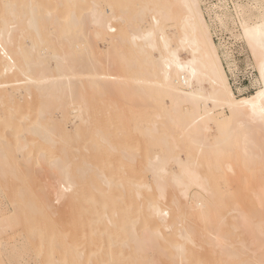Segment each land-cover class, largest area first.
Masks as SVG:
<instances>
[{"label": "bare ground", "instance_id": "1", "mask_svg": "<svg viewBox=\"0 0 264 264\" xmlns=\"http://www.w3.org/2000/svg\"><path fill=\"white\" fill-rule=\"evenodd\" d=\"M249 1L234 12L260 87L237 95L204 0H0V264H28L13 259L24 248L37 264H264V213L220 217L217 227L231 226L241 240L209 233L206 249L195 237L199 221H185L176 198L162 205L145 195L150 205L140 210L131 193L107 198L91 176L112 182L100 169L105 160L93 161L97 137H155L162 150L143 168L179 189L202 223L210 200L253 182L264 157V0ZM223 16H215L220 24ZM115 92L154 102L145 128L140 120L128 131L126 119L100 111ZM238 138L252 166L243 174L231 163L216 168L214 154ZM122 145L123 160L137 165L136 145ZM80 221L82 230L68 235L65 227Z\"/></svg>", "mask_w": 264, "mask_h": 264}, {"label": "rangeland", "instance_id": "2", "mask_svg": "<svg viewBox=\"0 0 264 264\" xmlns=\"http://www.w3.org/2000/svg\"><path fill=\"white\" fill-rule=\"evenodd\" d=\"M225 2L227 3L225 4ZM249 2H250L249 0H226V1L225 0H222V1L221 0H204L205 4L203 3V8L204 9L206 8L204 10V12H206L205 16L208 22L210 23V25L212 26V30L214 29L213 30V32H215L214 35L215 36L217 35L216 37L214 36L215 41L218 45L222 44L221 46L219 45V47H221L220 53L222 57L224 58L223 63L226 62L224 63L225 64L224 66L226 68V71L228 70L227 73H229L228 76L230 78V82L232 83L231 84L232 88L237 95L253 94L258 89V87H260V82H257L259 81V74L256 68L254 67L255 63L253 60V56L251 55V52L249 51L247 43L242 37L243 31L239 23L240 19L237 16H235L236 13L234 12L235 4L236 5L237 4L246 5ZM218 5L219 7L220 5L225 6L224 7L225 9L223 10V12L226 13L227 16H223V12L220 9H219L220 11L217 9L219 8ZM211 6L213 8H211ZM230 13L231 14L234 13L233 16H231ZM216 14L223 16L222 17L223 24H220V22L216 19L215 17ZM220 25H223L225 27H222ZM223 51L227 52L230 56L229 58L231 59L229 58L226 59L225 55H227V53ZM230 66L232 67V70H230ZM116 93L118 92L108 93L109 95L105 96L108 98L107 100L108 102L104 108L100 109V111L108 115H120L119 118L121 119L122 117V120L126 119V120H123V122H124L125 128L127 127L126 130L128 131L133 130L134 122L140 121V120H143L141 121V127L145 128L146 122L148 120V117L146 118L145 115L147 116L148 113L153 114L155 112V109L153 107L154 102L150 99L148 100L141 99V98L136 99L135 97L133 98L135 99V101L133 99H132L133 101L127 100V99L125 100L124 98H121L123 97L122 94H121L122 96L120 97V95ZM127 95L125 98L128 97ZM142 104H144L145 106L151 105V107L153 108H151L150 106L143 107L144 105ZM109 105L111 106L110 108H109ZM138 105H139V108H138ZM130 107L132 108L134 107V108L130 109ZM143 110H144V114L142 115L141 113H143ZM24 111L25 110H23L22 112ZM140 111L141 113L139 115L138 112ZM147 111L148 113L146 114ZM226 113L228 114L229 111L226 110ZM57 116L60 117L59 114H57ZM72 122L68 123V129L70 130H74L73 125L74 124L76 125L77 121H74L75 122L74 124ZM169 126L170 128L168 130L176 134L177 129H175L171 125ZM174 138L178 139L179 145L186 147L185 145L186 139H182L181 137H165V139H167V141L169 142H172V139ZM123 143L124 145L129 144V146L134 145V144L136 145L137 148H135L134 150L132 149L130 150L133 152V156L131 159H136L137 165L134 163H128L127 161L123 160V157L121 156V150L124 149V146L122 145ZM239 146H240V143H239V138H238L236 142L233 141L231 143L228 149H225L224 151L220 153L214 154L213 161L217 165L216 168L220 167L226 170V163H231L235 166V170L237 169L241 171V174H243L245 172L244 169L246 166L248 165L252 166L251 164L252 160L248 156H246L244 153H242V150L240 149ZM113 148H117V149L113 150ZM161 150H162V146L159 145L155 137H144V136L136 137V142L130 139V137H97L96 140L94 141V144L92 143L90 145V152H92V154H94L96 157V159L93 160L95 163H98V162L103 163L105 160L103 166H100V165L99 166L103 174H106L107 176H109L112 179V182L110 183V185L107 186L102 176L93 171L91 172V176L93 180L99 184V186L108 190L106 192L107 198L112 199L113 194L120 195L122 191L125 192L124 194L131 193V198L130 199L128 198V202L141 201L142 204H141L140 210L142 209L146 210L148 206L150 205V201L146 199L145 195H152L153 193L154 195L151 201L161 202L162 205L172 204L171 201L174 198H176V200H178L179 203H181L183 206V207L181 206L183 208L182 215L185 218V221L191 219L193 221H196V224H198L197 220L199 221L200 224H198L199 226L197 225L196 227L195 237L201 242L200 245H202L206 249H209V246L207 245V243L212 241V238H206V236L207 234L209 233L212 234L214 232L215 233L219 232V234L222 236H224V233H226L227 234L226 239H228L231 242H235V244L236 242L238 243L241 240V238H239L237 235L238 233L233 231L231 226H226V227L222 226L220 228L217 227V222L220 217L227 216V218L230 219V217H232L233 215H239L236 213H232L233 210H241L244 213V216H249L253 218L256 217L258 214L261 215L264 213V207H262L259 204V200L264 197V157H261V161L258 160L260 162L259 167L255 169L254 172L251 173L253 182L250 184H246L242 188H237V189L230 188L231 189L230 195L229 197H227V199H222V200L218 199L217 201V198H215V196L213 195L216 191L214 189L210 190L211 194L214 196L216 201H213V200L209 201L208 205H209L210 210L207 211L206 215L204 216L205 221L204 223H202V221L196 218L198 215L192 212L187 207V205L185 204L186 200L181 195L179 189H177L174 185L170 184L167 181L166 182L164 181L163 183H159V181L155 178L154 175L152 174L150 175L143 168V161L145 160L147 155H149V153L150 154L159 153L161 152ZM115 156L120 157L121 163H119L120 160L119 161L113 160ZM34 176L33 178L38 179V177H36L37 175L35 177ZM133 179H137L140 184H147L150 187H153V190L148 189L147 186H141V187L132 186L131 181ZM94 181L93 182L91 181L89 182L88 180L85 181L84 183L85 187L94 186L95 185ZM160 185L163 186L164 188L162 193H160L159 191ZM137 191L138 193L142 194L140 198L135 196V193ZM160 194L164 195L165 198H161ZM208 197L209 195L208 196L204 195L205 199H207ZM0 200L1 202L3 201L2 198H0ZM195 218L196 220H194ZM17 227H18L17 225L13 226V228H17ZM82 227L83 225L81 224V221H80L74 227L66 226L65 230L66 232H68L67 234L70 235L77 230L81 231ZM241 230H245V229L242 228L239 231ZM10 231L12 232V230ZM244 238L248 239V237H244ZM185 243L188 247H190V243L188 241H185ZM235 246L239 247V245H235ZM192 247L193 246H191V248ZM33 250L27 249V248L18 249V251L13 254V257H14L13 259L14 260L16 259L15 261H18L21 258L20 256H22L21 260H23L24 257H26L27 260H29L28 264H37L38 259L35 256V252Z\"/></svg>", "mask_w": 264, "mask_h": 264}]
</instances>
